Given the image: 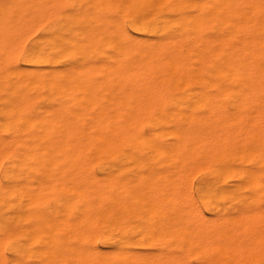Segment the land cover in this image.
Here are the masks:
<instances>
[{
	"label": "bare ground",
	"instance_id": "bare-ground-1",
	"mask_svg": "<svg viewBox=\"0 0 264 264\" xmlns=\"http://www.w3.org/2000/svg\"><path fill=\"white\" fill-rule=\"evenodd\" d=\"M0 264H264V0H0Z\"/></svg>",
	"mask_w": 264,
	"mask_h": 264
}]
</instances>
